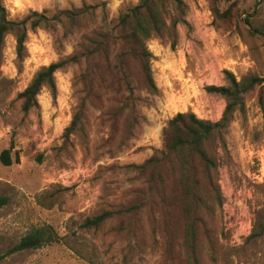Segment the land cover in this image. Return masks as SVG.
Here are the masks:
<instances>
[{
  "label": "rangeland",
  "instance_id": "1",
  "mask_svg": "<svg viewBox=\"0 0 264 264\" xmlns=\"http://www.w3.org/2000/svg\"><path fill=\"white\" fill-rule=\"evenodd\" d=\"M140 1L0 0L16 22L33 12L53 18L89 8L74 23L29 29L23 60L14 34L6 37L0 61V199L6 200L0 207V264H186L180 233L173 241L164 211L151 202L147 179L136 167L163 150L168 122L190 112L220 124L207 142L216 167L204 198L208 234L201 233L199 264H264V83L244 96L225 123L230 101L207 90L229 87L227 73L239 83L264 79V0H179L180 10L166 2L169 32L148 44L159 95L138 93L145 102L137 128L127 118L111 126L103 106L90 101L83 130L66 141L65 130L86 97L85 62L56 73V97L44 89L38 109H22L19 95L42 68L90 49ZM213 5L230 17L217 19ZM110 99L106 112L113 113L122 97ZM4 151H10L9 167L1 160ZM164 176L172 196L177 171L168 165ZM133 206L143 209L98 229L85 226L105 212ZM42 227H51L59 242L8 255ZM207 235L213 252L205 248Z\"/></svg>",
  "mask_w": 264,
  "mask_h": 264
},
{
  "label": "trees",
  "instance_id": "2",
  "mask_svg": "<svg viewBox=\"0 0 264 264\" xmlns=\"http://www.w3.org/2000/svg\"><path fill=\"white\" fill-rule=\"evenodd\" d=\"M169 0H141L131 11L123 14L114 29L101 35L99 41H92L90 49L80 55H75L58 63L42 68L29 86L19 95L22 109L29 113L39 108L38 97L44 89L57 96L56 73L70 64H87L85 73L81 76L86 97L73 117L71 125L65 130L66 141L77 131L83 130V122L88 102H96L103 106L106 122L115 125L127 118L131 129L140 125L142 117L139 108L144 99L138 95L141 91L155 97L159 89L153 73V53L149 50V42L153 39H164L169 32L165 17L166 2ZM180 10L181 1L173 0ZM88 9L82 11H63L50 18L46 13L33 12L21 22L8 18L5 7L0 5V61L5 46L6 37L14 34L17 55L23 60L27 55V39L29 29L50 28L54 22L64 23L69 20L74 23L83 17ZM212 12L217 19L230 17V11L221 13L217 5ZM229 87H208L211 93L220 94L230 101L223 122L233 108L241 105L244 96L264 83V79H251L239 83L235 77L227 73ZM112 95L122 97L119 107L113 113L106 112V104ZM114 125V126H115ZM220 124L202 120L194 113H179L163 130V150L153 156L144 165L136 167L149 184L151 202L159 204L168 220V229L174 241V234L180 233L179 248L186 254V264H199L197 250L203 247L201 233L208 234L205 224L206 205L204 198L208 195L207 184L212 182L215 162L207 150V142ZM114 130V129H113ZM2 163L9 167L13 164L10 151H4ZM17 161H19L17 157ZM171 165L177 171V185L172 196L165 188V168ZM6 205L5 199H0V207ZM143 207L133 206L120 211H109L93 219L87 220V228L98 229L115 216L129 218L141 212ZM180 222L182 225H180ZM180 226V228L178 227ZM264 231V225L261 228ZM59 237L51 227L35 229L23 237L12 248L8 255L36 251L59 242ZM213 240L207 235V248L213 252ZM0 256V261L3 259ZM184 259V260H185Z\"/></svg>",
  "mask_w": 264,
  "mask_h": 264
}]
</instances>
